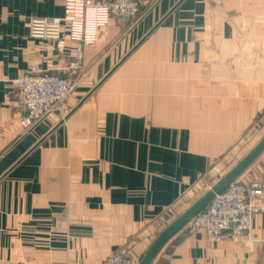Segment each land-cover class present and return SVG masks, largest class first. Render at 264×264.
Instances as JSON below:
<instances>
[{
  "label": "crops",
  "instance_id": "obj_1",
  "mask_svg": "<svg viewBox=\"0 0 264 264\" xmlns=\"http://www.w3.org/2000/svg\"><path fill=\"white\" fill-rule=\"evenodd\" d=\"M135 1L140 17L112 19L84 50L71 76L84 87L24 127L15 81L30 67L69 77L74 45L65 30L29 38L63 0H0V264L139 261L169 214L264 138V0ZM236 182L264 192V153ZM256 204L248 234L185 226L152 264H264V194Z\"/></svg>",
  "mask_w": 264,
  "mask_h": 264
},
{
  "label": "built area",
  "instance_id": "obj_2",
  "mask_svg": "<svg viewBox=\"0 0 264 264\" xmlns=\"http://www.w3.org/2000/svg\"><path fill=\"white\" fill-rule=\"evenodd\" d=\"M63 17L52 20H32L29 24L31 39L55 42L63 37L74 45L73 60L68 71L80 72L83 51L95 45L98 32L112 18L121 20L139 14L140 5L134 0H63ZM20 96L25 117L21 125L28 127L44 118L57 105L63 103L72 92L75 83L58 75L30 67L14 83ZM257 184L232 183L187 225L191 231H202L215 242L229 237L246 235L250 231L252 217L259 212L256 200L262 197ZM103 264H137L127 249L111 254Z\"/></svg>",
  "mask_w": 264,
  "mask_h": 264
},
{
  "label": "water",
  "instance_id": "obj_3",
  "mask_svg": "<svg viewBox=\"0 0 264 264\" xmlns=\"http://www.w3.org/2000/svg\"><path fill=\"white\" fill-rule=\"evenodd\" d=\"M181 2V1H180ZM178 3L172 11L179 5ZM170 11V13L172 12ZM169 13V14H170ZM168 16V15H167ZM166 16V17H167ZM164 17V19L166 18ZM162 19L158 25L164 20ZM157 25V26H158ZM156 28V27H155ZM154 28V29H155ZM153 29V30H154ZM151 33V32H150ZM149 33V34H150ZM148 34V35H149ZM147 35V36H148ZM146 36V37H147ZM145 37V38H146ZM142 39L75 107L77 109L85 102L97 88L131 55L137 46L143 42ZM264 153V138H262L234 167H232L225 175L216 181L204 194H202L191 206L177 216L170 224H168L153 240L146 252L137 262V264H152L156 256L159 254L165 244L188 223L202 212L216 196L221 194L228 186L236 182L237 179L256 161V159Z\"/></svg>",
  "mask_w": 264,
  "mask_h": 264
},
{
  "label": "rangeland",
  "instance_id": "obj_4",
  "mask_svg": "<svg viewBox=\"0 0 264 264\" xmlns=\"http://www.w3.org/2000/svg\"><path fill=\"white\" fill-rule=\"evenodd\" d=\"M135 1V0H134ZM135 2H137V1H135ZM138 3V2H137ZM139 4V3H138ZM140 5V4H139ZM141 16V5H140V9H139V14L137 15V16H135V17H131V18H128V19H124V20H121V19H119V20H121V21H131V20H133V19H136L137 17H140ZM112 19H118V18H112ZM111 19V20H112ZM33 20H37V19H33ZM39 20H43V19H39ZM44 20H52V19H44ZM32 21V20H31ZM30 21V22H31ZM30 24V23H29ZM108 26V25H107ZM106 26V27H107ZM28 30H29V26H28ZM29 38H30V35H29ZM31 39V38H30ZM32 40H34V39H32ZM38 41H40V40H38ZM44 42H46V41H44ZM55 42H57V41H55ZM88 49V48H87ZM84 52V51H83ZM73 60V57H72V59L70 60V61H72ZM83 60V59H82ZM69 61V62H70ZM69 62H68V64H69ZM68 66V65H67ZM67 68V67H66ZM26 71V70H25ZM41 71V70H40ZM69 73H71V75L68 77V76H66L68 79H70V80H72L74 83H75V81H74V79L73 78H71V76L72 75H78L80 72H72V71H68ZM47 73H49V72H47ZM51 74V73H50ZM53 75H55V74H53ZM66 77H64V78H66ZM81 78H83L82 77V75L80 76V79ZM85 78H83L80 82L78 81V83L76 84L75 83V86H74V88H73V90H72V92L70 93V95L65 99V101L63 102V103H61V104H59V105H57V106H55L54 108H57V107H63V106H65V104H66V102L68 101V99L72 96V94L78 89V86L79 85H84V83H82V81L84 80ZM80 86V87H81ZM82 87H84V86H82ZM85 90V89H84ZM53 108V109H54ZM52 111V110H51ZM50 111V112H51ZM48 115V114H47ZM46 115V116H47ZM211 185H212V183L211 184H208L206 187H204L203 188V190H202V192H200V195L203 193H205L210 187H211ZM199 196V195H198ZM197 200V197L196 198H193V199H190V200H188L187 201V203L184 205V206H180V208L178 209V210H174L173 211V214H169L168 216H167V220H166V223H165V225H168V224H170L177 216H179L178 214H180L181 212H184L189 206H191L195 201ZM106 261V260H105ZM136 262H138V261H136Z\"/></svg>",
  "mask_w": 264,
  "mask_h": 264
}]
</instances>
